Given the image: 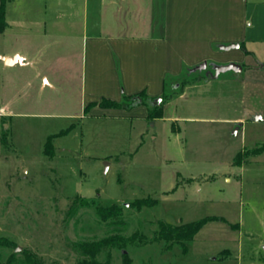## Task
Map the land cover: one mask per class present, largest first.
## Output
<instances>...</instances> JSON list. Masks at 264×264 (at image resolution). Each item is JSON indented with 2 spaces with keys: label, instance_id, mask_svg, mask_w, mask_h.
Here are the masks:
<instances>
[{
  "label": "rangeland",
  "instance_id": "1",
  "mask_svg": "<svg viewBox=\"0 0 264 264\" xmlns=\"http://www.w3.org/2000/svg\"><path fill=\"white\" fill-rule=\"evenodd\" d=\"M65 1L9 0L8 19L37 22L22 25L29 34L50 30L69 10ZM242 5L247 32L241 47L226 51L239 43L217 42L205 70H196L205 62L181 66L178 75L174 63L181 57L174 58L161 73L156 100H162L163 118L154 121L147 119L149 102L130 110L103 108L106 98L90 102V90L82 93L74 80L54 91L30 88L29 97L19 98L27 87L0 71L1 261L29 251L46 264H81L80 243L137 235L134 245L106 247L96 260L264 264V154L233 166L237 154L264 143V122L253 121L255 114L264 117V0ZM13 27L0 37V49L24 43L14 37L23 31ZM49 59L41 61L47 72ZM233 59L242 72L212 77V65ZM142 85L143 98H151L154 81ZM138 109L145 110L143 119ZM49 142L52 156L46 154ZM80 198L92 206L72 210ZM143 199L156 205L136 209ZM94 205L117 206L122 216L103 221ZM207 217L223 221L207 223L187 248L154 241L160 222L179 226Z\"/></svg>",
  "mask_w": 264,
  "mask_h": 264
},
{
  "label": "crops",
  "instance_id": "2",
  "mask_svg": "<svg viewBox=\"0 0 264 264\" xmlns=\"http://www.w3.org/2000/svg\"><path fill=\"white\" fill-rule=\"evenodd\" d=\"M243 1L81 0L83 5L74 11L80 1L66 0L64 7L71 11L63 10L50 30L34 34L22 25L38 23L10 22L7 7V28L0 37L6 36L12 23L23 31L14 37L24 43L0 49V71L27 87L19 98L29 97L30 88L54 91L74 80L82 93L90 90V102L98 97L120 102L125 94L140 93L145 80H153L157 89L148 96L156 99L162 92L161 73L168 72L174 58L181 57L174 63L178 75L181 66L213 60L217 42L241 47L247 32ZM46 55L51 57L48 72L41 66ZM62 69L64 75L59 72ZM138 113L139 119L147 115L141 109Z\"/></svg>",
  "mask_w": 264,
  "mask_h": 264
},
{
  "label": "trees",
  "instance_id": "3",
  "mask_svg": "<svg viewBox=\"0 0 264 264\" xmlns=\"http://www.w3.org/2000/svg\"><path fill=\"white\" fill-rule=\"evenodd\" d=\"M9 0H1L0 2V34L3 33L7 28L6 22V11H7V3ZM204 81V79H198L196 82ZM146 96L145 93H140L137 95L125 97L126 99L122 102H116L110 99H104L100 106L103 108L109 109H123L130 110L135 107H139L141 105L149 102L151 104V108L148 110L149 120H157L163 118V110L160 106H157L156 99L152 98H143ZM2 141L6 142V135H3ZM46 154L49 156L53 155V146L51 142L47 144ZM264 154V143L254 149L245 150L244 152H240L234 159L233 166L242 167L244 162L252 157H258ZM156 205L155 201H150V199L137 200L134 203L136 209L141 210L145 206H154ZM92 206V204L86 200L77 199L75 204L72 207L74 208H87ZM96 210L97 215L103 221H109L111 219H117L122 216V211L117 206L112 207H103L99 205L93 206ZM212 221H223L222 219L216 217H207L195 222H191L188 224H183L179 226H173L164 222L159 223V229L155 232L154 241L155 242H164L167 244L169 248L174 247L175 245H182L187 248V244L192 242L197 234L202 230V228L209 222ZM137 240V235H133L131 238L124 237H108L98 242H84L80 243L77 249L80 251L82 256L85 258L81 264H110V262H99L96 260L97 256L100 252L106 247H120L125 248L128 245H134ZM6 245H11L9 241H6ZM24 254L22 258H19V255L13 254L6 261H1L0 264H46L43 262L41 258H39L36 254H33L29 251L23 252ZM90 259L89 261H86Z\"/></svg>",
  "mask_w": 264,
  "mask_h": 264
},
{
  "label": "water",
  "instance_id": "4",
  "mask_svg": "<svg viewBox=\"0 0 264 264\" xmlns=\"http://www.w3.org/2000/svg\"><path fill=\"white\" fill-rule=\"evenodd\" d=\"M240 48V44H237V45H231L229 47H224L223 49L226 50V51H229L231 49H239ZM207 63H204L203 65L199 66L196 70H205L207 68ZM213 67V71H214V75L212 76L213 78H219L222 74L224 73H227L229 71H234V72H242L243 71V67L242 65L238 64V63H229L227 65H217V64H214L212 65ZM162 100L159 99V100H156V102H161ZM253 121H263L264 122V117L260 114H257L253 117ZM239 130V127L238 129L236 130V132Z\"/></svg>",
  "mask_w": 264,
  "mask_h": 264
},
{
  "label": "flooded vegetation",
  "instance_id": "5",
  "mask_svg": "<svg viewBox=\"0 0 264 264\" xmlns=\"http://www.w3.org/2000/svg\"><path fill=\"white\" fill-rule=\"evenodd\" d=\"M243 67V66H242Z\"/></svg>",
  "mask_w": 264,
  "mask_h": 264
}]
</instances>
